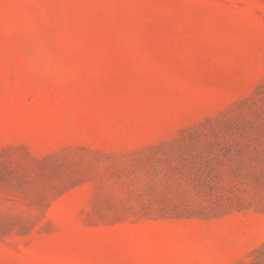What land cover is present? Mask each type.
<instances>
[{
    "label": "rangeland",
    "instance_id": "rangeland-1",
    "mask_svg": "<svg viewBox=\"0 0 264 264\" xmlns=\"http://www.w3.org/2000/svg\"><path fill=\"white\" fill-rule=\"evenodd\" d=\"M0 264H264V0H0Z\"/></svg>",
    "mask_w": 264,
    "mask_h": 264
}]
</instances>
